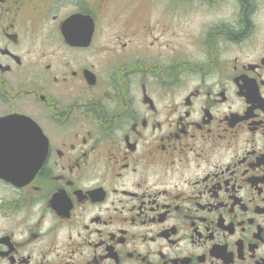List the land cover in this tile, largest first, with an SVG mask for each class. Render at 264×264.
<instances>
[{
  "label": "flooded vegetation",
  "instance_id": "flooded-vegetation-1",
  "mask_svg": "<svg viewBox=\"0 0 264 264\" xmlns=\"http://www.w3.org/2000/svg\"><path fill=\"white\" fill-rule=\"evenodd\" d=\"M0 264H264V0H0Z\"/></svg>",
  "mask_w": 264,
  "mask_h": 264
},
{
  "label": "water",
  "instance_id": "water-1",
  "mask_svg": "<svg viewBox=\"0 0 264 264\" xmlns=\"http://www.w3.org/2000/svg\"><path fill=\"white\" fill-rule=\"evenodd\" d=\"M7 124H11V135L6 129V139L12 141V147L23 148V176L33 175L40 167L46 153V143L42 147L43 132L38 124L27 116L11 118ZM5 139V138H3Z\"/></svg>",
  "mask_w": 264,
  "mask_h": 264
}]
</instances>
